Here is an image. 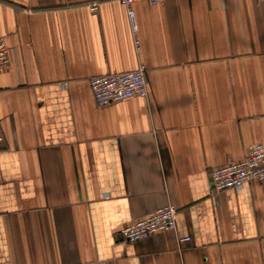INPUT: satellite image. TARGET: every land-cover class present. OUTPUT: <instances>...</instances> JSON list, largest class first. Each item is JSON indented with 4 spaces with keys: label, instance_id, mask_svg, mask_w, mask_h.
<instances>
[{
    "label": "crops",
    "instance_id": "crops-1",
    "mask_svg": "<svg viewBox=\"0 0 264 264\" xmlns=\"http://www.w3.org/2000/svg\"><path fill=\"white\" fill-rule=\"evenodd\" d=\"M94 1L0 0V264H264V183L211 181L264 145V0ZM167 204L174 232L116 238Z\"/></svg>",
    "mask_w": 264,
    "mask_h": 264
},
{
    "label": "built area",
    "instance_id": "built-area-1",
    "mask_svg": "<svg viewBox=\"0 0 264 264\" xmlns=\"http://www.w3.org/2000/svg\"><path fill=\"white\" fill-rule=\"evenodd\" d=\"M111 1H116L127 9V15L133 24L134 13L131 5L134 2L144 1L154 4L158 0H95L89 9L95 10L99 3ZM8 63V49L0 38V69L6 67ZM88 83L98 106H106L133 97H145L148 93L143 67L129 72L93 76ZM1 141L0 131V143ZM211 181L214 194L226 189H238L250 181L264 183V145L259 143L249 145L245 156L240 161L214 168L211 173ZM175 229V209L172 205L167 204L126 224L115 235L120 241L135 242L146 239L153 234L174 232ZM179 241L187 242L189 238H182Z\"/></svg>",
    "mask_w": 264,
    "mask_h": 264
}]
</instances>
